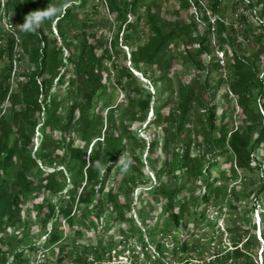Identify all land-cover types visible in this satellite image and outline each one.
<instances>
[{"label":"trees","instance_id":"1","mask_svg":"<svg viewBox=\"0 0 264 264\" xmlns=\"http://www.w3.org/2000/svg\"><path fill=\"white\" fill-rule=\"evenodd\" d=\"M210 1L205 7L202 0H179L180 10L171 18L162 0H0V229L14 217L19 221L29 204L43 211L44 227L54 220L47 244L60 240L63 222L71 226L75 202L100 211L108 207L114 223H134L128 215L134 183L127 179L130 187L118 194L109 188L130 141L132 157L142 165L137 149L167 153L157 171L158 181L148 189L152 200L147 204L154 208L160 203L175 226H183L190 210L189 200L181 195L187 184H199V179L201 203L221 208L223 201L239 198L242 192L254 201L251 211L258 209L264 196V19L255 9L260 6L263 16L264 0L233 1L235 7L250 8L258 22L256 28L243 11L238 13L240 29L221 17L222 0ZM101 5L113 20L94 17ZM35 14H41L39 19L29 21ZM26 23H30L27 30ZM113 25L117 28L111 35ZM247 42L255 48H246ZM128 45L132 68L119 57L120 47ZM219 51L227 57L224 64ZM177 63L185 73L194 70L193 80L178 71ZM133 70L159 84V91L144 87ZM212 71L221 74L215 82ZM224 83L229 90L225 95L230 92L236 100L237 124H232L234 115L228 118L225 108L218 113V90ZM116 86L127 93L119 121L109 103ZM62 88L64 94L59 93ZM152 109L154 117L147 121ZM134 122L160 128L162 137L155 136L148 146L132 128ZM38 127L44 139L35 151ZM71 130L73 135L67 138ZM170 151L175 153L172 162ZM219 160L229 164L230 174L226 170L212 174ZM173 171L179 184L167 187L163 175ZM239 172H258V187L241 191L234 184ZM68 182L71 200L60 206L38 201L42 188L63 190ZM230 207L237 209L231 203ZM246 234L238 240L233 237L232 249L220 246L208 264H260L250 247H259L261 241L255 232ZM140 238L147 252L155 245L157 262L152 258L155 254L149 255L155 264H171L168 258L179 264H200L184 257L192 248L189 235L172 248L163 238L151 237L149 242L142 230ZM245 238L246 246H240ZM2 247L0 239V264H9Z\"/></svg>","mask_w":264,"mask_h":264},{"label":"rangeland","instance_id":"2","mask_svg":"<svg viewBox=\"0 0 264 264\" xmlns=\"http://www.w3.org/2000/svg\"><path fill=\"white\" fill-rule=\"evenodd\" d=\"M163 9L167 11L166 16L174 18L177 16V11L180 10L179 0H162ZM205 7H209L210 0H202ZM234 0H222L221 17L227 21L228 24L234 23L235 27L240 29V20H238V13L245 12L250 17V22L257 28L258 22L252 15L250 8H246L245 4L237 7L233 2ZM59 2V0H58ZM56 5L53 8L55 10ZM237 9V10H235ZM256 15L258 18L264 19L262 16V8L256 7ZM212 15V14H210ZM185 19H188L187 13L183 14ZM96 19L107 17L111 20L114 16L110 14L105 6H100V13L94 15ZM213 19L216 16L212 15ZM8 22V20L6 19ZM116 26L113 25L112 34L116 31ZM48 30V25H46ZM53 31L56 34V28L53 27ZM100 32V31H99ZM123 32H121V36ZM145 39V38H144ZM239 39L245 41L242 35ZM245 47L248 49H254V44L247 42ZM119 54L120 61L125 62L127 66L132 68L133 64L130 62L131 46H121ZM126 54V56L124 55ZM221 55V56H220ZM220 60H226L227 57L223 56L221 52L217 55ZM217 59V57H216ZM225 63V62H224ZM25 67V65H24ZM178 71L184 73L188 80H193L195 76L194 70L191 68L189 72H186L181 64L177 63ZM138 76L139 81L152 92L159 91V84L153 85L148 79L144 77L141 72L133 70ZM227 72V71H225ZM224 72V73H225ZM230 72V70H229ZM113 78L115 74L112 73ZM218 71H212L211 79L213 82L217 81L220 77ZM229 91L227 84L224 83L218 90V113L224 108L228 112V118L234 115L233 123L239 122L238 108L236 107V100L232 93L228 92V96L225 92ZM64 88L59 90V93L64 94ZM112 98L110 100V106L115 110V118L119 121L120 112L126 107L127 93L121 89L120 86L111 88ZM106 113V112H105ZM154 110L152 109L147 117V121L154 117ZM231 124V125H232ZM146 124L142 122L132 123V128L135 129L138 137H142L147 142L148 146L152 142L155 136L162 137L160 128L155 126L145 127ZM51 133V132H50ZM58 135V134H56ZM73 135V130L67 133V138ZM59 137V136H58ZM44 137L42 135L40 127L36 129L34 136V150H38ZM132 141L129 142V146L125 153L120 156L117 161V170L111 177V185L109 188L114 187L115 192L126 191L130 184L127 183V179L131 180V184L134 187V191L131 194L133 200L132 210L128 212V215H132L134 223L130 225V222H112L110 217L109 208L105 207L103 211L100 209H94L91 205L74 203V221L71 226L68 223H62L63 234L59 241L53 244H47L50 231L54 230V220H50L46 227L43 226L42 220L44 218L43 211H38L32 204L26 206L23 210L20 220H13L3 225L0 229V239H2V250L8 253L10 259L9 264H13L11 261L14 259H25L23 264H133L136 260L138 264H155L157 262L158 255L154 252L155 245L152 244V248L147 252L144 249L142 240L140 238L141 230L145 234L146 239L150 242L151 237H155L156 240L163 238L166 246L172 248L175 244H179L185 235H189V243L191 249L185 258H191L196 263L198 260H204L209 262L214 258V254L220 248L228 247L232 249L233 237L239 239V236L243 233H247L246 236H250L255 232L258 240L261 241V245L253 244L250 247L252 253L257 257L260 264H264V251H262V245L264 240L262 235L264 232V196L258 201L257 210H252L254 201L251 198H244L240 192L239 198L233 196L231 202L226 200L222 202V207H216L213 204L206 205L201 203L200 195L202 189L199 184L202 179H199V184L189 183L187 184L186 191L181 195L190 202V210H188L183 218V226L177 227L171 221L170 214L162 209L160 203L154 208L148 206V200H152L149 188L152 187L158 181L157 171L164 164L165 155L160 149L156 148L151 152L148 148L145 150L137 149V153L141 155V161L134 160L132 157ZM181 151V150H180ZM196 152H199L198 150ZM90 153V150H89ZM260 158L262 153L257 152ZM175 153L170 151L168 153L169 161L174 160ZM49 170H53L52 167H48ZM142 169V171H140ZM229 164H224L223 160H219L216 165L212 167V174L219 176L221 170L228 172ZM230 174V172H228ZM176 173L163 175V183L167 187H175L179 184V180L175 177ZM258 172H239L237 181L234 184L241 191H251L256 189L260 181ZM254 180V184L252 183ZM117 182V183H116ZM57 184V183H56ZM54 184V185H56ZM60 184V183H59ZM114 185V186H113ZM72 184L68 182L63 190H59L56 187L52 189L46 188L39 191L38 201H43L46 204L52 203L55 205H63L67 200H71L69 195ZM252 195V194H251ZM230 203L235 205L237 209L231 208ZM28 207L31 211L28 213ZM206 208V209H205ZM33 210V211H32ZM29 211V212H30ZM205 211V214L202 213ZM254 231V232H253ZM154 232L150 236V233ZM246 238L241 241L240 246L245 247ZM30 246H33L32 250H29ZM107 249L104 252L102 249ZM110 248V249H109ZM102 256L99 257L101 253ZM152 254V258L155 261H151L149 255ZM139 257V258H138ZM138 258V259H137ZM172 258V257H171ZM169 263H173L174 260L167 259ZM171 260V261H170Z\"/></svg>","mask_w":264,"mask_h":264},{"label":"clouds","instance_id":"3","mask_svg":"<svg viewBox=\"0 0 264 264\" xmlns=\"http://www.w3.org/2000/svg\"><path fill=\"white\" fill-rule=\"evenodd\" d=\"M40 15L41 14H35L34 16L30 15L28 17V20L31 21L33 18L39 19ZM42 15H48V13H43ZM23 28L26 29V30L29 29L30 28V23H26L25 25H23Z\"/></svg>","mask_w":264,"mask_h":264},{"label":"built area","instance_id":"4","mask_svg":"<svg viewBox=\"0 0 264 264\" xmlns=\"http://www.w3.org/2000/svg\"><path fill=\"white\" fill-rule=\"evenodd\" d=\"M8 26L11 27L10 24H9ZM219 52H221L222 55L224 56V53H223L222 51H219ZM220 56H221V55H220ZM224 62H225V60H223V58L221 57V63L224 64ZM196 263H200V264H208V262H207V261H204V260H198V261H196ZM171 264H179V263L176 262V261H174V262L171 263Z\"/></svg>","mask_w":264,"mask_h":264}]
</instances>
